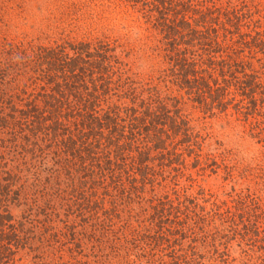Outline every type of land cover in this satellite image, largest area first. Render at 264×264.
Returning <instances> with one entry per match:
<instances>
[{
	"label": "trees",
	"instance_id": "obj_1",
	"mask_svg": "<svg viewBox=\"0 0 264 264\" xmlns=\"http://www.w3.org/2000/svg\"><path fill=\"white\" fill-rule=\"evenodd\" d=\"M263 106L264 0H0V264H230L209 225L261 235L263 197L194 176H238L209 121Z\"/></svg>",
	"mask_w": 264,
	"mask_h": 264
},
{
	"label": "rangeland",
	"instance_id": "obj_2",
	"mask_svg": "<svg viewBox=\"0 0 264 264\" xmlns=\"http://www.w3.org/2000/svg\"><path fill=\"white\" fill-rule=\"evenodd\" d=\"M260 109L263 111L251 114L249 119L243 116L238 117L233 109L229 110L228 116L219 115L210 119L209 127L213 138L206 143V156L210 157V154H212L217 157L218 164L226 161L230 166L237 165L239 169L236 173L238 176H229L224 164L211 165L213 161L210 160L206 176H194L197 183L192 189V193L201 197L203 200L201 203L207 208H210L212 203L218 200L223 206L228 204L234 210L233 201L239 200L240 194L248 198L249 189L258 191L259 195L263 197L262 202H264V176H253L259 171V168H264V106ZM185 178H183V183L189 184L190 181L185 180ZM199 184H202V186H199ZM252 208L249 201L246 209L241 208L240 204L237 210H234L236 213L232 215L230 222L217 218L215 222L209 225L210 230L215 231V228H217L220 231V240L230 244L232 253L231 258L228 260L230 264L260 263L259 257L263 254V251L259 246L264 244V231L261 235H256L253 230L257 225L251 223L249 235L243 240L241 236L233 232L229 233L227 230L232 228L230 224L232 223L234 228H238L242 232L243 229L245 231V222L249 223L248 220L259 213ZM257 238H263V242H256L257 246L252 247L250 242L254 239L257 240ZM206 262L207 264H218L212 260Z\"/></svg>",
	"mask_w": 264,
	"mask_h": 264
}]
</instances>
